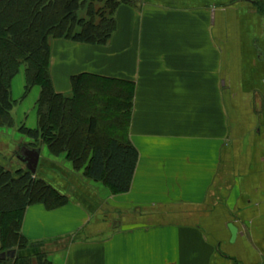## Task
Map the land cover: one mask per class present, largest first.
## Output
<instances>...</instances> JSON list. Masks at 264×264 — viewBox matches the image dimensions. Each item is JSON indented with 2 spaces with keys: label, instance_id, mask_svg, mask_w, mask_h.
Returning a JSON list of instances; mask_svg holds the SVG:
<instances>
[{
  "label": "crops",
  "instance_id": "crops-1",
  "mask_svg": "<svg viewBox=\"0 0 264 264\" xmlns=\"http://www.w3.org/2000/svg\"><path fill=\"white\" fill-rule=\"evenodd\" d=\"M115 19L105 45L54 40L51 76L65 94L81 73L134 83L131 189L66 177L68 204L27 208L28 250L55 264H264V18L243 1L138 0ZM117 209L148 219L108 230L100 215Z\"/></svg>",
  "mask_w": 264,
  "mask_h": 264
},
{
  "label": "trees",
  "instance_id": "trees-1",
  "mask_svg": "<svg viewBox=\"0 0 264 264\" xmlns=\"http://www.w3.org/2000/svg\"><path fill=\"white\" fill-rule=\"evenodd\" d=\"M137 1L0 0V130L7 132L15 126L12 86L23 71L26 93L40 87L38 124L35 129L17 128L26 141L19 142L17 151L22 146L46 147L50 155L43 158L42 165L44 161L52 168L71 163L74 173L104 184L113 194L130 191L139 161L129 134L135 85L81 73L71 78L69 93L58 92L51 76L52 43L68 39L105 45L116 30L119 5ZM236 1L250 3L264 18V0ZM13 142H0V150ZM17 151H11L13 157ZM44 168L45 164L42 171L33 173L20 161L0 154V264H30L33 258L38 264H55L43 251L33 257L19 256L30 245L22 232L27 208L43 204L55 209L72 197L66 180L57 185ZM11 250H16L14 258L1 257Z\"/></svg>",
  "mask_w": 264,
  "mask_h": 264
},
{
  "label": "rangeland",
  "instance_id": "rangeland-1",
  "mask_svg": "<svg viewBox=\"0 0 264 264\" xmlns=\"http://www.w3.org/2000/svg\"><path fill=\"white\" fill-rule=\"evenodd\" d=\"M25 82H26V79H25L24 72L21 71L17 75V77L14 79L13 86H12V96H13V99L16 100V102H15L14 107L12 108L11 113H12V116L14 118L15 126L13 129L8 130L7 132H5V131L3 132L0 130V142L8 143L11 140L15 141L10 146H7V148L0 150V154L3 158H5V159L11 158L15 162L20 161L18 159L17 155L21 154V149H23V146H22L19 148V151H17V149H18L17 147L20 144L19 142H23L25 140V137L24 136L22 137V135H20L16 131V130H18L17 128L18 127L22 128L23 126H25V127L35 129L37 127V124H38L37 99L39 97L40 87L35 86L28 93H26L25 92ZM37 90H38V92H37ZM16 142L18 144H16ZM24 142H26V141H24ZM14 144H16L15 147H14ZM10 147H11V149L13 147V150H10ZM15 150L17 151V155H15V157H13L11 151L14 152ZM43 151H44L43 152L44 155H50L49 151L46 147L43 148ZM21 163L24 164L23 162H21ZM44 164H45L44 169L49 170L47 172L49 174V177H51L52 180L57 185L63 184V182L60 181L59 178H62V180H64L66 177H67V179H72L73 176L78 175L77 173H74L72 171V169H69L70 167L68 165L71 166V163H68V164L66 163V167L65 166L63 167V165H64V163H63V165H56V166H54V168L47 165L46 161H44ZM44 164L42 165V163H41V165H40V162H39V166H38L37 171H42ZM67 170H69V171H67ZM53 171L56 172L57 177L54 175ZM110 201H113V200H110ZM100 206L103 207L102 204ZM104 213H102L100 215L101 216L100 217V223L102 224L103 227L107 226L108 230H111V227L113 226V224L115 222H116V224H119V223L125 224L127 222H135V221H139L142 219H144V220L148 219L147 216L144 217V216H137V215H133V216L128 215V214L124 213L122 211V209L113 210L111 212H109V210H105ZM28 249H29V247L26 248L25 250H21L19 252V256L22 255L24 257H27V256L33 257L34 255H37L39 253L36 251H30ZM43 252L49 258L47 252H45V251H43ZM29 261H30V264H38L36 259H34V258L29 259Z\"/></svg>",
  "mask_w": 264,
  "mask_h": 264
},
{
  "label": "water",
  "instance_id": "water-1",
  "mask_svg": "<svg viewBox=\"0 0 264 264\" xmlns=\"http://www.w3.org/2000/svg\"><path fill=\"white\" fill-rule=\"evenodd\" d=\"M18 159L23 162L26 167L32 171L33 173H36L38 170L40 157H41V148H29V147H23L21 150V154L17 155ZM230 229L232 231V237L235 239L237 236V228L234 226H230ZM16 255V250H11L6 253H2V258H14Z\"/></svg>",
  "mask_w": 264,
  "mask_h": 264
}]
</instances>
